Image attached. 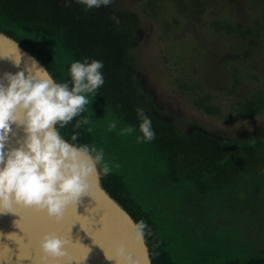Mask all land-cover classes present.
I'll use <instances>...</instances> for the list:
<instances>
[{
  "label": "rangeland",
  "instance_id": "374dc122",
  "mask_svg": "<svg viewBox=\"0 0 264 264\" xmlns=\"http://www.w3.org/2000/svg\"><path fill=\"white\" fill-rule=\"evenodd\" d=\"M75 3L57 0L60 8ZM91 9L104 31L116 35L126 91L148 116L187 141L214 137L252 167L206 196L187 181L174 185L156 147L103 108L96 93L84 108L103 152L99 164L122 175L155 213L179 264L264 258V110L254 117L241 111L264 94V0H112ZM0 28L50 44L67 73L75 61L59 29L15 24L1 10ZM207 106L217 112L207 113Z\"/></svg>",
  "mask_w": 264,
  "mask_h": 264
},
{
  "label": "clouds",
  "instance_id": "9594fccd",
  "mask_svg": "<svg viewBox=\"0 0 264 264\" xmlns=\"http://www.w3.org/2000/svg\"><path fill=\"white\" fill-rule=\"evenodd\" d=\"M76 2L91 9L107 6L112 0ZM15 47L14 55L0 54L18 68L14 73L0 74V214L15 213V207L23 206L43 211L59 223L69 205L88 195L91 178L98 174L97 166L103 159L101 150L75 143V133L65 139L59 128L83 112L88 95H95L104 84V65L95 59L75 60L68 69L69 79L58 82L34 59L25 60L20 67L21 53ZM137 115L142 134L138 139L153 140L151 119L140 108ZM81 122L87 120L77 121L75 126ZM14 129L22 135L16 136ZM102 171L107 174V165ZM4 236L0 232V237ZM70 243L72 238L45 232L39 248L45 257H62Z\"/></svg>",
  "mask_w": 264,
  "mask_h": 264
},
{
  "label": "trees",
  "instance_id": "16d2710c",
  "mask_svg": "<svg viewBox=\"0 0 264 264\" xmlns=\"http://www.w3.org/2000/svg\"><path fill=\"white\" fill-rule=\"evenodd\" d=\"M0 10L8 21L15 24L41 25L61 30L63 45L75 60L83 61L88 58L102 61L104 84L96 92L100 105L112 110L139 137L142 136L137 115V108H142L126 91L124 57L117 37L113 32L104 31L96 12L77 2L73 8H60L57 0H0ZM0 32L15 39L33 54L56 81L65 82L69 79L67 70L61 68L50 44L33 37L22 38L1 28ZM205 110L210 114L217 112L216 108L210 106L205 107ZM263 110V93L241 106L244 117H254ZM144 113L149 115L146 111ZM148 117L151 119L155 137L146 143L154 145L167 163V176L172 184L179 185L187 181L201 196H206L212 189L223 190L250 172L252 162L242 155L232 154L218 139L198 134L194 140L187 141ZM90 118L89 111L84 108L83 112L63 128H59V131L65 139L75 133V143L95 148L97 140L89 125ZM84 120L87 123L81 122L78 127L75 126L77 121ZM98 168L102 187L112 199L121 204L142 230L152 264H179L160 230L155 213L137 200L124 177L117 171L108 167L109 171L104 174L103 166L98 164ZM224 264L240 262L234 260ZM245 264L258 263L252 261Z\"/></svg>",
  "mask_w": 264,
  "mask_h": 264
},
{
  "label": "water",
  "instance_id": "95a60500",
  "mask_svg": "<svg viewBox=\"0 0 264 264\" xmlns=\"http://www.w3.org/2000/svg\"><path fill=\"white\" fill-rule=\"evenodd\" d=\"M21 53V65L34 59L18 41L0 32V54ZM8 57H0V74L16 72ZM49 72V71H48ZM15 135L22 132L14 129ZM98 167V166H97ZM99 170V168H98ZM88 195L69 205L59 223L35 208L17 206L15 213L0 214V264H152L145 236L132 216L102 187L100 172L91 178ZM45 232L72 238L62 257H45L39 240ZM113 261H111V260Z\"/></svg>",
  "mask_w": 264,
  "mask_h": 264
},
{
  "label": "flooded vegetation",
  "instance_id": "af4514ba",
  "mask_svg": "<svg viewBox=\"0 0 264 264\" xmlns=\"http://www.w3.org/2000/svg\"><path fill=\"white\" fill-rule=\"evenodd\" d=\"M252 261H257L258 264H264V258L263 257H262V259L257 258L255 260H251L250 262H252Z\"/></svg>",
  "mask_w": 264,
  "mask_h": 264
}]
</instances>
